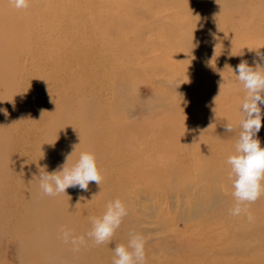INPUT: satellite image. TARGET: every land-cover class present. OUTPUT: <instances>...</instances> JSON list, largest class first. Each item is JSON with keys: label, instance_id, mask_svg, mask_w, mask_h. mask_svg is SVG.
Wrapping results in <instances>:
<instances>
[{"label": "bare ground", "instance_id": "6f19581e", "mask_svg": "<svg viewBox=\"0 0 264 264\" xmlns=\"http://www.w3.org/2000/svg\"><path fill=\"white\" fill-rule=\"evenodd\" d=\"M150 1L60 0V9L58 7L59 11L56 15L59 13L60 16L67 17L66 24L69 30L66 37L69 39L67 43H71V46L65 47L66 56H63L61 51L59 56L52 55L58 47V40L55 43L54 38L45 39L46 31L42 33L34 27V24L39 21L36 18L37 7L34 0H30L27 9H17L27 13V16L21 20H14L5 7H0V40L2 42L7 43L5 28L12 31L22 28V33L19 35L21 41L8 45L9 64L7 65L13 72V77L11 81H5V83L18 81L14 73L18 67L15 52H21L23 51L21 48H27L34 55L33 69L26 76L28 79L26 89L31 93L32 107H26L27 117L25 118L27 119H24V116L20 117L22 126L18 128L20 133L13 134L16 138L21 134V139L32 135L31 140L26 144L30 149L29 158L21 157L23 149L18 147L17 139L13 140L14 145L5 141L7 131L12 129L10 119L13 118L6 111L1 114L4 133L0 136V177L3 173L9 177H3L0 180L3 182L0 186L4 188L0 191V220L6 218L4 216L6 210L3 211L5 207L7 210L14 211L16 220H14V226L10 221L13 226L11 239H13L19 264H85L83 256L87 255L83 252L84 255L81 256L80 250L85 251L84 249L88 246H92L93 251L86 257L87 262L90 261L86 264H92L91 262L94 261L97 264H112L114 253L103 252L104 249L88 239L86 233L92 227L90 217L102 216L105 205L123 195L119 184L122 189L124 185L130 186L142 181L149 185L151 183L153 186L160 172L171 171L174 167L169 161L178 160L186 162V165L182 167L175 166L177 167L175 172L181 180L179 183L185 188H192L195 184L203 183L205 172L210 174V179H218L216 172H208L207 167L211 164L226 165L227 157L235 154L242 101L235 96L229 98L228 90L220 93L215 103L207 101L208 96L214 97L219 93V84L223 81L220 78L221 75L231 74V69H235L222 66L221 60L226 56L223 54L217 57L215 63L209 62L207 65L209 73L206 78H209L207 81L211 90L210 94L205 96L206 101L202 99L206 109L197 108L191 100H183L177 115H169L152 127L146 124H124L120 117L113 116L112 112L116 109L111 107L112 109L105 108L107 117L102 118L105 123L103 128L93 131L89 129V113L81 103L76 105L71 119L66 103L61 104L64 95L62 96L60 92L64 93L65 88L63 83L70 79L66 73L68 61L73 60L75 63L76 69L72 79L77 78V84L73 81L72 85L66 88L67 92L81 91L87 81L107 80L109 83L99 86V91H107L111 97H114L112 90L117 95L121 85L130 79L128 73L130 71H126V67L135 66L131 63L132 59L137 57L139 63L147 62L148 52L145 50L160 51L163 56L156 59V63H161L164 68L167 67L173 76H180L189 69L200 73L203 64H207V61L203 60L206 54L201 50L204 48L205 41L212 43L209 55L212 52L219 54L223 47L234 50L230 46L233 43L247 46L255 57L259 51L257 43L249 44L247 41L249 37L253 38L254 34L248 38L244 34L253 24L252 21L247 24V13L261 10V15L264 16L263 5H248L243 0H160L149 3ZM142 5H147L144 11ZM168 8L172 9L170 20L161 28V36L156 38L157 41L145 40L140 31L153 28L154 24L143 25L138 16L143 14L146 18L155 20L159 12ZM113 9L115 12H112ZM235 9L239 12H234ZM46 17V12L42 10L38 12L42 25H46L54 18ZM210 18H213L214 22H210ZM47 30L49 31L48 28ZM132 30L136 36L131 39L128 38V34ZM263 30L264 25L261 31ZM102 31H106L105 36L101 34ZM155 42L156 46H154ZM262 49L264 50V44ZM143 51L145 53L142 55ZM261 54L264 52L261 51ZM201 60L204 62L201 63ZM241 60H244V55ZM4 69L5 65L2 66V71ZM83 75H87L86 81L82 80ZM57 110L59 111L56 114ZM223 111L226 113L223 114ZM227 123L233 126L232 133L225 131L224 125ZM161 124L164 125L159 128ZM64 126L72 129L71 137L68 138L63 134L66 128ZM14 127L18 126L14 125ZM257 138L260 140L261 147L264 148V115H262V127ZM123 149L129 154L123 152ZM74 150L68 162L69 167L78 159L81 152L87 151L95 156L103 177L98 190V185L90 182L87 191L78 187L68 188L65 192L67 201L63 197L44 195L39 187L40 172L55 171L65 163L66 156ZM222 150L224 153L221 154V158H218ZM4 151L11 155L15 151L19 157L17 163L12 160L2 164ZM195 161H199L200 164H189ZM13 166L18 167L19 170L9 172ZM28 166H31V171ZM27 173L34 174L35 179L26 181L23 178L11 185L12 178L20 174L24 177ZM160 177L167 178L171 185L178 179L168 174H160ZM221 184L219 186L211 182L208 185V188H211L208 189L207 194L224 188L229 189L232 187V180L227 185L222 182ZM215 197V194L202 197L201 201H205L208 210H213L218 203ZM207 208L203 209L207 210ZM252 216L253 221L261 218L255 213H252ZM240 218L241 221L238 222L226 219L225 224L214 221L209 225L205 222L201 233L184 236L181 242L189 240L191 243L187 241L189 245L185 244V246L192 250L196 247L194 252L200 250L202 253H211L212 256L217 255L219 257L217 264L255 263L245 254L253 247V243L247 239V236L251 232H256L257 227L248 221L246 215L242 214ZM62 226L71 229L77 236L84 235L87 245L82 246L79 251H74L70 244H65L59 238V230ZM2 231L6 235L5 228ZM3 234L0 230V238ZM186 237H188L187 240ZM254 244L256 247L262 246L261 242ZM107 245L109 242L102 246L107 248ZM180 245L182 244L179 242L177 246ZM192 253L177 258V261H186L191 257L194 261L202 254ZM91 257L95 259H90Z\"/></svg>", "mask_w": 264, "mask_h": 264}, {"label": "rangeland", "instance_id": "374dc122", "mask_svg": "<svg viewBox=\"0 0 264 264\" xmlns=\"http://www.w3.org/2000/svg\"><path fill=\"white\" fill-rule=\"evenodd\" d=\"M155 1L158 2L160 0H151L149 3H156ZM243 1L248 5L254 4L256 6H264V0ZM34 3L36 4L35 7H37L36 18L39 20L36 24H34V27L37 30H41L42 33L43 31H46V37H44L45 39L47 37H49L50 40L54 38L53 41H55V43L58 40V47L56 51H53L52 55L59 56V52L61 51L62 55L66 56L67 51L65 47L71 46V43H67L69 39L66 37L67 31L69 30V27L66 24L67 17L64 15L60 16L59 13L56 15V12L60 9V0H34ZM0 7H5L14 20H21L27 16V13L22 12V10H17L10 0H1ZM145 7H147V5H142L143 11L146 9ZM258 8L260 9V7ZM40 10H42V12H46L47 19H52L54 17L52 20H49L46 25H42L40 22L41 18H38V12ZM131 10L133 9L131 8ZM171 10V8H168L159 12L157 14V18H155L156 21L146 18L143 14L138 16L143 25H146L147 23L154 24L153 28H147V30H143L142 32L140 31V34L145 40L148 39L153 41L155 39V41H157L156 38L161 36V28L164 27V25H166L170 20ZM112 12H115V9H113ZM234 12L239 11H236L235 9ZM261 16V10L247 13V24L251 21L253 24L246 29L244 34L247 38L248 36L254 34L253 38L249 37L247 41L249 44L257 43L260 53L261 51L264 52L262 49V44H264V30L261 31L264 25V16ZM210 22H214L213 18H210ZM21 33L22 28L16 31L5 28L4 34L7 39V43L0 40V136L4 133L1 114L3 111H6V113L13 118L10 119L11 126H13L11 130L7 131L5 141L14 145V141L17 139L18 147L23 149V156L21 157L29 158L30 149L26 144L31 140L32 135H27L21 139V134H19L18 138L14 137L13 134L20 133V129H18L19 127L22 128L20 125V117L24 116V119H27L25 118L27 117L26 107H32V101L30 100L31 93H29L30 91L26 89V82L28 81L26 76L27 73L31 72L33 69L34 63V55L31 53L30 49L27 50V48H21L23 51L15 52L18 67L14 70V73L16 75L15 79L18 81H14L9 84L5 83V81H11L13 77V72L10 70L9 65H7L9 64L8 45L21 41V37H19ZM218 33L219 29L217 31V34ZM101 34L105 36L106 31H102ZM135 36L136 33L133 30L128 34V38L131 39ZM236 36H238V32H236ZM240 36L241 34L239 37ZM156 45L157 44L155 42L154 46ZM211 46V41H205L204 48L201 49L203 53L206 54L203 60H205V62L207 61V64H203V68L200 73H196L194 70L192 71L189 69L186 73H182L180 76L171 75V72L167 67L164 68L161 66V63H156V59L163 56L160 51L156 50L152 52L151 49L145 50L148 52L146 55L148 56L147 62L139 63V59L137 57L132 59L131 63L135 66L129 68L126 67V71H130L128 72L130 79L121 85L118 89L117 95L112 90V96L115 95L114 97H111L110 93L107 91H99V86L107 85L109 83L107 80H103V82L96 80L87 81L86 84L82 86L81 91L76 93L74 90H70V92H67L66 88L70 87L73 81L77 84V78H75V80L72 79L73 72L76 69L75 63L73 60L68 61L66 73L70 79L67 80L66 83H63L65 86V94L60 92L62 96L64 95L61 99V104L63 102L66 103L71 119L73 112H75L74 109L76 108V105L81 103L82 107L89 113V129L93 131L101 130L105 125L104 120L102 119L107 117V110H105V108H115L116 110L112 112L113 116L120 117L124 124H146L151 127L155 126L159 120L166 118L169 115H177L179 111L178 109H180L179 105L183 100H191L192 104H194L197 108L206 109L202 99L206 101L205 96L210 94L211 90L207 81L209 78H206L209 73V67L207 66L209 62H212V64L215 63L217 57L223 54L226 56L223 60H221V63H223L222 66L227 65L231 68H235L241 62V57L244 55V60L248 61L249 66L255 67L253 61L257 59V57L253 56L250 50H248L247 46L243 47L242 45H236L233 43L230 44V46H232L234 50H231L230 47H223L219 54L212 52L209 55L208 53L210 52L209 49ZM135 48H137V46H135ZM144 53L145 52L143 51L142 55ZM203 60H201V63L204 62ZM4 65L5 69L2 71V66ZM262 66H264V64H262ZM236 74L238 73L221 75L220 78L224 80L225 87L221 90L218 88V92L220 91V93H223L224 90H228L229 98L235 96L239 101H242L245 93L242 85L239 84L235 77ZM81 77L83 81L87 80V75H83ZM218 94L214 97L208 96L207 101L214 103V98L217 97ZM190 97L191 99H189ZM57 100L59 101V99ZM260 107L261 113L264 115V105H260ZM58 111L59 110H57L56 114ZM115 112H117L116 114L118 115H116ZM224 112L226 113V111H223L222 113L224 114ZM14 125L18 127L15 128ZM163 125L161 124L159 128H162ZM65 127L66 126H64V128ZM63 134L68 138L71 137L70 135L72 134V129L66 127ZM123 150V152L128 153L125 149ZM222 153H224V150L219 152L218 158H221ZM2 154L5 157L4 158L2 155V164L11 162L12 160L14 163H17V160L19 159L15 151H13V156L9 152L6 153L5 151ZM169 162H172L174 167L171 168V171L167 170L165 173L164 171L160 172L158 174L159 177H157L153 186L151 183L149 185L148 183L142 181L141 183L132 184L130 186L124 185L125 187L122 189V186L119 184V188L121 192H123V195L119 198L125 204L128 214L123 219L120 227L116 230L112 240L109 242V245L106 246L107 248L102 245H99V247L104 249L103 252H112V248L115 247L113 244L125 245L130 239L129 233L135 232L141 234L145 240L146 264H217L216 261L219 259L217 255L212 256L211 253H202L200 250L194 252L196 247L193 250L189 249L185 246V244H188L187 241L190 242L187 240L188 237H186L187 241H181L184 240L182 239L184 236L201 233L203 229L202 226L205 225V222L211 225L214 221L224 222L223 224H225L226 219H230L232 222L241 221L240 216H231L228 212V210L235 204V198L232 195V187L229 189H220L215 193H209V195L215 194L216 201L218 202L213 210H208L205 206V201H201L202 197L209 196L207 192L209 191L208 189L211 188H208V185H210L211 182L212 184L215 183L219 186L222 185L221 182L224 185L231 183V179H229L230 166L227 163L226 165L224 163L220 164V166L218 164H211L207 167L208 172H216L218 179H210V174L205 172L206 176L204 174L203 183L195 184L192 188H185L179 183L181 180L178 178V173L175 172V169L177 168L175 166L182 167V165H186V162H179L178 160ZM189 164L198 165L200 162L195 161L190 162ZM28 168L29 171H31V166H28ZM17 170H19V168L13 166L9 169V172ZM160 174H168V176L173 175L175 176L174 179L177 177L179 180H174V184L171 185L169 183L170 181L166 180L167 178H161ZM3 177L8 178L9 175L3 173L0 180ZM23 178L26 181H33L35 179V175L32 173H27L24 177L21 174L16 175L12 178L13 181H11V185H13L15 181H20ZM2 183L3 182L0 181V184ZM33 187L35 188V185ZM98 188L99 186L97 187V190ZM3 189L4 188L0 186V191ZM56 197H63L67 201L65 194H60ZM99 206L102 207L103 205ZM106 206L107 205H105V211ZM204 207L207 208L208 211L203 209ZM5 210L6 213L4 216L6 218L5 220H0V230L2 234V229L5 228L6 231V235L3 234L0 238V264H19L13 239H11V232L16 217L12 209L7 210L5 207L3 211ZM249 212L251 214L255 213L261 218L252 221V223L257 227V231L248 234L247 239L253 243V247L245 255L255 261V263L252 262V264H264V194H262L255 203L249 205ZM10 221L13 222V226ZM179 242L182 245L178 247L177 245ZM257 242H261L262 246L256 247L254 243ZM84 250L85 251L80 250L81 256L83 252L88 256L92 253L93 247L88 246V248ZM187 253L202 254H200L194 261L191 259L192 257L188 258L186 261H177V258L186 255ZM87 256H83L85 264L87 262ZM227 256H229V254ZM236 258L239 259V257ZM90 259L95 258L91 257ZM91 263L97 264L96 261Z\"/></svg>", "mask_w": 264, "mask_h": 264}, {"label": "clouds", "instance_id": "9594fccd", "mask_svg": "<svg viewBox=\"0 0 264 264\" xmlns=\"http://www.w3.org/2000/svg\"><path fill=\"white\" fill-rule=\"evenodd\" d=\"M10 2L16 9H27L30 4V0H10ZM256 57L257 59L253 61L255 67L249 66L248 61L241 60L235 69L230 68L232 73H238L235 77L242 85L245 95L240 105V130L235 144V154L229 155L226 161L230 166L229 178L232 180V195L235 198L234 206L228 210L229 215L244 214L249 222L254 219L249 212V205L255 203L264 194V148L257 138L262 127L260 105H264V66H262L264 54L257 51ZM224 87L223 80L219 88L221 90ZM219 94L214 98V103L219 98ZM224 128L227 133L234 131L230 123L225 124ZM74 152L75 150L66 156L65 163L57 170L51 173L40 172L39 187L44 195L55 197L65 194L68 188L75 187L87 191L90 182L100 185L103 177L95 156L87 151L81 152L78 159L69 167L68 162ZM127 214V208L120 199L110 201L102 216L90 217L92 227L86 233L87 238L97 246L110 242ZM59 233V238L65 244H70L74 251H79L82 246L87 245L85 236H77L71 229L62 226ZM129 237L127 245L118 244L112 248L114 253L112 264H146L143 236L130 232Z\"/></svg>", "mask_w": 264, "mask_h": 264}]
</instances>
